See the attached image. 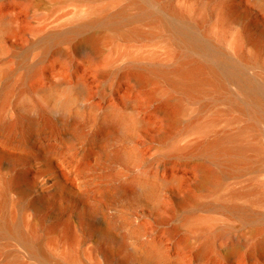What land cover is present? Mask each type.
<instances>
[{
    "label": "rangeland",
    "instance_id": "374dc122",
    "mask_svg": "<svg viewBox=\"0 0 264 264\" xmlns=\"http://www.w3.org/2000/svg\"><path fill=\"white\" fill-rule=\"evenodd\" d=\"M130 1L0 0V212L30 243L0 232V264H264L254 250L264 237V122L251 125L238 83L260 85L264 15L247 0H209L193 13L186 0H144L148 12L170 4L183 13L182 24L161 14L163 26ZM223 4L231 19L221 30ZM122 8L125 20L108 23ZM175 28L233 80L220 92L207 83L186 100L171 131L158 107L180 93L160 77L140 83L134 71L171 69L177 53L197 57ZM91 33L102 34L96 49L83 40ZM257 45L261 64L245 65L238 53ZM24 113L36 131L17 123ZM236 134L250 147L247 165L212 191L198 188L197 167L213 163L204 148L189 147ZM115 187L126 192L109 195ZM188 194L199 203L180 205ZM232 203L246 219L220 206Z\"/></svg>",
    "mask_w": 264,
    "mask_h": 264
},
{
    "label": "bare ground",
    "instance_id": "6f19581e",
    "mask_svg": "<svg viewBox=\"0 0 264 264\" xmlns=\"http://www.w3.org/2000/svg\"><path fill=\"white\" fill-rule=\"evenodd\" d=\"M208 1L209 0H186V3L189 7L188 10L193 13L196 10V5L200 6L199 4H205V2ZM247 1L254 5L257 10L264 15V0ZM129 3L130 5H134V7L141 15L148 16L151 19V22L156 24H161L164 26V18L162 15H167L177 20L181 24L183 21H185L183 13L170 4L162 5L160 11L162 14L161 15L160 13L148 12L144 7V0H132ZM126 17L127 16L124 8H122L112 15L108 23L113 24L116 22V20H125ZM1 18L5 20L10 27H12L14 19L10 15L2 14ZM230 19L231 17L229 9L225 4L221 5L218 21L221 30H223L228 25ZM92 22L97 23L100 21L98 19H94L92 20ZM180 30L181 29L178 28L174 31L173 35L175 39L180 42V44L184 48V51L189 54H195L197 57H193L190 55L180 56V54L177 53L173 55V60L176 61V65L171 69L162 70L140 67L138 69H135L134 71V75L140 83L146 82L147 80L151 79V77H160L166 82V84H168L171 88L176 89L180 93V96L167 97L163 99L158 107V111L162 112L165 116V121L167 122L168 128L171 131H174L178 128V120L182 112L185 110L186 100L196 101L200 93L204 91L203 88L207 83L211 85V88H213V90L216 89L220 92L225 89L226 81H228L229 79L233 80L232 74L227 75V73H225L222 68L218 69L217 67H213L210 63L204 62L202 59H200L198 55L201 56L204 53L203 44H201L200 41H198L193 36L184 34V31L181 32L182 30ZM101 36L102 34L99 33H91L89 35H86L83 40L87 45L90 46V48L96 49L101 42ZM260 56L261 50L258 45L249 55H245L242 52L238 53V57L245 65L251 63L260 65ZM221 63L223 64V61H221ZM204 74H207V78H205ZM259 77L261 78L259 86L253 85L249 79L238 82L239 88L245 96L243 100L246 99V104L249 105L248 109L250 118L252 120L251 125H254L258 121L264 122V74L260 75ZM202 107H204V105H202ZM238 108H240L241 110H245L242 107ZM17 123L26 125L27 129L29 130L28 133H31L32 129L36 131V129L38 128L36 120L29 118L26 113L19 116ZM4 125L5 122L0 121V135H2L3 133ZM69 125L74 130L76 129V131L79 129V127L74 123H71ZM114 130L115 127L110 126L107 129V133L112 134L114 133ZM254 131H256V129ZM189 148H192L194 150L197 148H204L201 150L208 153V156L211 159V163H213V166H210V164L208 163H202L197 167V172L199 175L197 187L200 189L211 191L214 190L221 184V181L225 175L240 171L245 165H247L249 161V158L245 155V151L250 147L239 141L238 134L221 136L213 141L194 144ZM109 157L113 160V162L118 161L121 159V152L116 150L112 152ZM124 192H126L125 189L115 187L112 188L108 194L120 195ZM184 198L185 199L180 202V205L182 206L188 204L196 205L199 203V199L194 196V194H188ZM220 206L235 210L239 214L241 219H246L247 217L246 211L240 209L239 207H236L233 203L230 205L222 204ZM0 232L13 234L23 243L30 245L28 238L20 233L17 229H15L11 222L6 218L3 208H1L0 212ZM109 236L110 234L108 230L104 229V239L109 240ZM239 245L240 243L238 241H234L230 252L235 253ZM30 247L31 249H35L40 257L44 258V255L37 246ZM207 247V243H202L196 254L201 256L205 255ZM254 250L259 255H264V237L255 242Z\"/></svg>",
    "mask_w": 264,
    "mask_h": 264
}]
</instances>
